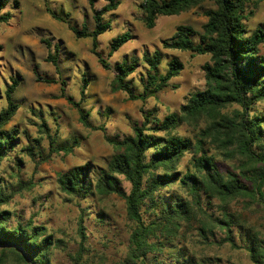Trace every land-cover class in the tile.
I'll return each mask as SVG.
<instances>
[{
  "label": "trees",
  "instance_id": "16d2710c",
  "mask_svg": "<svg viewBox=\"0 0 264 264\" xmlns=\"http://www.w3.org/2000/svg\"><path fill=\"white\" fill-rule=\"evenodd\" d=\"M85 1L91 10V29H87L85 23L79 27L72 25L69 13L56 14L46 1L44 12L52 20L66 25L75 39L90 40L89 54L102 70L113 72L110 92H121L128 101L144 103L165 88H176L170 81L181 71L182 64L176 57H169L160 73L162 54L159 50L111 65L108 59L112 54L132 39L128 33H122L110 41L105 54L98 50V36L109 29L104 15L114 11L118 2L105 0L96 10L93 8L96 0ZM256 2L264 7V0H143L140 4L145 29H151L158 17L177 16L192 8L199 10L205 18L200 32L188 25H177L173 34L160 44L162 49L208 56L201 67L204 88L189 94L177 112L162 118H158L154 110L140 108V121L131 126L130 134L121 139L104 138L113 153L105 168L94 176L92 167L84 163L58 173L55 178L63 202L82 200L94 204L112 196L121 200L129 224L121 264H164V250L170 248L175 249L167 254L171 264H207L204 260L196 262L187 250L189 244L185 235L194 220L198 224L194 228L196 241L243 249L251 264H264V241L237 224L227 208L230 201L237 199L245 204L260 202L264 205V54L260 53L264 28L259 25L248 31L245 23L254 14ZM9 3L13 8L18 7L16 0H0V24L10 20L9 13L3 12ZM40 42L47 50L44 61L50 63L58 75L57 47L50 53V43L43 39ZM140 65L143 71L137 86L129 77ZM33 73L37 81L59 85L60 97L76 110L82 126L101 130L90 126L88 113L80 107L87 86L84 76L79 89L80 101L74 102L65 96L61 79L40 77L35 70ZM19 81L17 76L10 78L2 93L5 106L0 110V161L17 147L20 133L28 141L25 132L17 127L5 129L18 108L12 94ZM258 104L262 107L254 109ZM232 105L237 109L229 114L221 113ZM201 119L204 127L193 141L177 134L181 124ZM38 131L45 134L50 150L54 151L51 148L54 137L49 135L43 120ZM213 143L220 144L224 150L230 148L227 157L235 161L234 171L218 169L204 147ZM56 149L71 150L70 147ZM26 150L31 153L29 148ZM186 153L190 154L188 167L179 169ZM119 177L128 183L127 192L121 188ZM31 185L30 181L18 180L8 190L0 179V260L9 253L21 264H51L50 249L58 248L62 241L53 238L45 226L33 224L31 220H16L14 225H7L12 214L1 208ZM174 186L179 193L171 190ZM212 200L220 204L215 205L216 215L209 211ZM78 208L76 248L68 256L71 264H79L83 253L88 251L84 209ZM101 215L96 214L97 220ZM215 231L221 237L216 238Z\"/></svg>",
  "mask_w": 264,
  "mask_h": 264
},
{
  "label": "rangeland",
  "instance_id": "374dc122",
  "mask_svg": "<svg viewBox=\"0 0 264 264\" xmlns=\"http://www.w3.org/2000/svg\"><path fill=\"white\" fill-rule=\"evenodd\" d=\"M16 1L17 8L9 3L3 9V12L9 13L10 20L6 24H0V110L5 106L2 96L4 87L10 78L17 76L20 81L12 94V100L18 108L5 129L17 127L20 132H25L28 141L20 133L17 147L0 161V179L8 190L18 180L30 181L32 185L29 189L15 194L6 206L1 207L12 214L7 225H14L16 220H31L33 224L45 226L53 238L62 241L58 248L50 249V263L71 264L68 256L76 248L75 224L80 207L84 209L83 225L88 251L83 253L79 264H121L129 226L124 217L121 200L112 196L94 201V204L82 200L63 202V195L55 185L56 175L73 166L88 163L94 176L95 172L105 168L113 153L104 138L121 139L130 134L131 126L140 121V108L154 110L157 117L162 118L168 113L177 112L189 94L203 90L201 67L208 61V56L162 49L160 43L173 34L177 25H188L194 31L200 32L205 18L197 8H192L177 16L158 17L151 29H145L139 8L143 0H114L118 2V6L104 15L109 29L98 36V50L105 54L110 41L122 33H128L132 39L112 54L108 59L111 65L131 56L139 58L142 53H151L153 50H159L162 54L160 73L169 57H176L182 64L181 71L170 81L175 89L165 88L141 103L128 101L121 92H110L109 83L113 72L102 70L89 54L90 40L75 39L66 25L52 20L44 12L46 1L49 9L56 14L69 13V22L72 25L79 27L85 23L87 29H91V10L85 0ZM104 4L105 0H96L93 8L98 10ZM253 7L254 14L245 22L248 31L259 25L264 28L262 3L256 2ZM42 39L50 43V53L54 46L57 47L58 75L55 74L53 66L44 61L47 50L40 42ZM260 53L264 54V44ZM142 68L141 65L138 66L129 77L137 86ZM33 70L40 77L61 79L65 84V96L74 102L80 101L79 89L81 77L84 76L87 86L80 107L88 113L90 126L101 130L82 126L78 122L76 110L60 97L59 85L37 81ZM261 107L258 104L254 109ZM234 109L237 106H228L221 113L229 114ZM41 120L45 122L49 135L54 137L51 147L54 151L50 150L45 134L38 131ZM203 127L204 120L201 119L181 124L176 132L193 141L196 133ZM34 140L37 142H33ZM59 147H70L71 150L64 152L56 149ZM204 147L213 156L220 171H234L235 161L227 157L230 148L224 150L216 143L206 144ZM26 148L31 150V155ZM189 158L190 154L186 153L181 159L179 169L187 166ZM119 179L121 188L127 192L128 183L121 177ZM175 189L177 188L174 186L171 190L178 192ZM218 204L217 200H212L209 211L218 214L215 210V205ZM227 208L234 215L237 224L249 229L264 241V205L260 202L245 204L237 199L230 201ZM98 213L102 214L99 220L96 217ZM196 218L198 219L197 216ZM192 223L185 238L189 244L187 250L196 262L204 260L207 264H251L243 249H232L227 244L205 245L196 241L194 228L198 224L195 220ZM215 237H221L218 231H215ZM174 250H164V264H171L167 254ZM0 264L21 263L6 253Z\"/></svg>",
  "mask_w": 264,
  "mask_h": 264
}]
</instances>
